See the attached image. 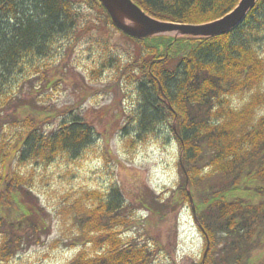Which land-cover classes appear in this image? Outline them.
Returning a JSON list of instances; mask_svg holds the SVG:
<instances>
[{
	"label": "trees",
	"instance_id": "obj_1",
	"mask_svg": "<svg viewBox=\"0 0 264 264\" xmlns=\"http://www.w3.org/2000/svg\"><path fill=\"white\" fill-rule=\"evenodd\" d=\"M93 1L106 16L104 26L114 25L100 0ZM134 1L157 19L191 24L223 17L240 2ZM89 23L96 28L73 0H0V113L14 107L11 114L2 113L8 125L0 132V264H8L18 251L22 230L38 232L42 227L41 220L28 219L35 208L12 221L7 217L23 179L10 162L22 166L73 158L93 140L91 125L79 116L62 117L46 132L45 118H38L34 109L24 112L22 96L24 84L40 74L42 60L54 58L57 43L70 48L88 32ZM123 36L132 45L127 64L118 65V78L135 81L140 108L134 130L147 135L175 121L172 131L182 146L184 182L189 177L193 199L202 201L198 221L208 244L200 264L223 262L214 260L213 253L219 231L225 234L233 264H264V113L256 111L264 102L259 89L264 81V0L225 34ZM114 56L110 53L108 59ZM245 92L250 101L241 108L234 105L233 96ZM216 176L219 182L213 180ZM99 194H87L98 195V204L84 205L78 217L88 244L67 264H155L148 243L121 236L124 203L119 191L114 188L105 198ZM183 195L191 200L188 188ZM256 251L262 252L259 262Z\"/></svg>",
	"mask_w": 264,
	"mask_h": 264
},
{
	"label": "rangeland",
	"instance_id": "obj_2",
	"mask_svg": "<svg viewBox=\"0 0 264 264\" xmlns=\"http://www.w3.org/2000/svg\"><path fill=\"white\" fill-rule=\"evenodd\" d=\"M73 1L96 28L87 24L88 32L75 44L68 48L59 42L54 58L42 60L40 74L24 84V112L34 109L38 118H45L46 132L55 129L62 117L79 116L91 125L94 136L73 158L62 156L49 164L22 166L10 162L23 179L7 217L12 221L23 210L35 208L28 219L41 220L42 227L38 232L19 233L21 245L8 264L70 262L88 244L78 217L84 213V205L98 204V195L91 198L87 194L98 191L105 198L114 188L124 203L119 214L124 218L120 231L125 240L148 243L155 251V264H200L208 244L198 221L202 201L193 196L192 201L186 200L183 195L191 186L189 177L185 183L181 172L183 152L172 131L175 121L138 135L134 128L140 101L135 81L118 78V65L127 64L132 43L116 26H104L106 16L96 2ZM110 53L115 55L112 60L108 59ZM259 89L264 93V81ZM248 101L249 92L233 96L237 107ZM13 109L7 107L2 113L11 114ZM256 111L264 113V102ZM2 113L0 132L8 125V117ZM213 180L219 182L218 176ZM224 236L219 231L214 260L222 258L217 264H233ZM261 254L255 252V261L261 260Z\"/></svg>",
	"mask_w": 264,
	"mask_h": 264
},
{
	"label": "water",
	"instance_id": "obj_3",
	"mask_svg": "<svg viewBox=\"0 0 264 264\" xmlns=\"http://www.w3.org/2000/svg\"><path fill=\"white\" fill-rule=\"evenodd\" d=\"M100 2L119 30L135 38L144 39L155 36L210 37L228 33L246 18L258 0H240L238 5L223 17L200 24L157 19L134 0H100ZM188 193L192 200L190 191Z\"/></svg>",
	"mask_w": 264,
	"mask_h": 264
}]
</instances>
